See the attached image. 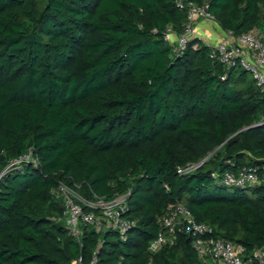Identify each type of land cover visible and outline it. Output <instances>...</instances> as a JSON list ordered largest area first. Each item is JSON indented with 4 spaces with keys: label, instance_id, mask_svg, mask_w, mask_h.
Listing matches in <instances>:
<instances>
[{
    "label": "trees",
    "instance_id": "trees-1",
    "mask_svg": "<svg viewBox=\"0 0 264 264\" xmlns=\"http://www.w3.org/2000/svg\"><path fill=\"white\" fill-rule=\"evenodd\" d=\"M178 1L0 0V264H215L161 224L176 203L214 238L264 246V93L198 37L175 52ZM190 1L264 40V0ZM28 151L37 164L6 170ZM245 166L259 182H222ZM60 185L97 215L87 203L125 196L135 224L74 236ZM161 233L172 242L151 251Z\"/></svg>",
    "mask_w": 264,
    "mask_h": 264
},
{
    "label": "built area",
    "instance_id": "built-area-1",
    "mask_svg": "<svg viewBox=\"0 0 264 264\" xmlns=\"http://www.w3.org/2000/svg\"><path fill=\"white\" fill-rule=\"evenodd\" d=\"M178 4L186 8L187 21L184 30L177 36L175 52L181 53L187 46L189 40L195 37V23L199 20L206 21L219 27L217 21L208 10V4H195L190 0H179ZM172 31L168 29L166 39L171 40ZM214 47L219 61L227 70L243 68L253 76L256 86L264 93V40L256 30L235 35L231 31H225V38L216 44H209ZM24 162L38 161L28 151L11 162L8 167L21 166ZM193 166L188 167L192 169ZM183 171L182 169L179 170ZM4 172V171H3ZM3 172L0 173V177ZM260 178L257 169L254 167H242L237 172H226L222 182L228 185L245 186L259 182ZM56 196L62 198L64 204L63 220L69 226L71 233L78 237L80 234L79 225L81 222L95 226L96 230L117 229L124 236L135 224L123 216L126 211L125 196L118 197L112 201L99 199L87 205L101 209L102 214L97 215L94 211H84V201L80 199L70 188L60 185L56 190ZM62 219L61 217L57 220ZM161 224L172 231L177 224H182L187 232L196 236L194 246L199 254L215 264H264V246L247 250L242 244L232 242L223 238L210 236L212 228L206 223L197 222L190 211L181 203L169 206L168 211L160 219ZM171 238L161 233L150 245L151 251H158ZM81 259L73 264H79ZM90 264H96V259Z\"/></svg>",
    "mask_w": 264,
    "mask_h": 264
},
{
    "label": "crops",
    "instance_id": "crops-1",
    "mask_svg": "<svg viewBox=\"0 0 264 264\" xmlns=\"http://www.w3.org/2000/svg\"><path fill=\"white\" fill-rule=\"evenodd\" d=\"M195 37L202 39L203 42L207 44H216L218 41H221L225 38V30H223L220 26L213 25L203 20H199L195 23ZM175 35H172L174 39Z\"/></svg>",
    "mask_w": 264,
    "mask_h": 264
},
{
    "label": "rangeland",
    "instance_id": "rangeland-1",
    "mask_svg": "<svg viewBox=\"0 0 264 264\" xmlns=\"http://www.w3.org/2000/svg\"><path fill=\"white\" fill-rule=\"evenodd\" d=\"M257 31V30H256ZM171 39H173V37L171 36ZM174 39L176 40V36H174ZM172 41H174V40H172Z\"/></svg>",
    "mask_w": 264,
    "mask_h": 264
},
{
    "label": "water",
    "instance_id": "water-1",
    "mask_svg": "<svg viewBox=\"0 0 264 264\" xmlns=\"http://www.w3.org/2000/svg\"><path fill=\"white\" fill-rule=\"evenodd\" d=\"M204 161V160H203Z\"/></svg>",
    "mask_w": 264,
    "mask_h": 264
}]
</instances>
